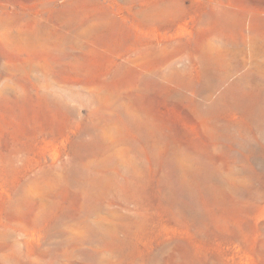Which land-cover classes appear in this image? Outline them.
<instances>
[{
  "label": "rangeland",
  "instance_id": "obj_1",
  "mask_svg": "<svg viewBox=\"0 0 264 264\" xmlns=\"http://www.w3.org/2000/svg\"><path fill=\"white\" fill-rule=\"evenodd\" d=\"M0 264H264V0H0Z\"/></svg>",
  "mask_w": 264,
  "mask_h": 264
}]
</instances>
